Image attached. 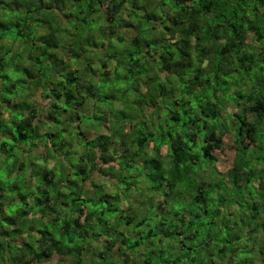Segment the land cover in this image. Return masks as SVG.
<instances>
[{
    "label": "trees",
    "instance_id": "obj_1",
    "mask_svg": "<svg viewBox=\"0 0 264 264\" xmlns=\"http://www.w3.org/2000/svg\"><path fill=\"white\" fill-rule=\"evenodd\" d=\"M53 260L264 264V0H0V264Z\"/></svg>",
    "mask_w": 264,
    "mask_h": 264
},
{
    "label": "rangeland",
    "instance_id": "obj_2",
    "mask_svg": "<svg viewBox=\"0 0 264 264\" xmlns=\"http://www.w3.org/2000/svg\"><path fill=\"white\" fill-rule=\"evenodd\" d=\"M19 42H21V40ZM22 60H23V58L20 59V57L18 59H16L17 64L18 63L20 64L22 62ZM23 75L19 74L17 76V78H19V77H23L24 78L25 77L26 81H28L30 83V86H26V87L22 86V88H20V90H18V91H19V93L21 92V94H29V92L31 90L30 88L35 83V81H31L29 78H27L26 74H23ZM120 86H123V85H120ZM41 103H42L43 106H45L47 104V100L46 101H42L41 100ZM227 109H228V111L230 113H234L236 111V107L233 106V105H228ZM249 117H250V119H252L251 116H249ZM4 118H6V119L9 118V116H8V114L6 112L4 113ZM5 124L8 125V122H6ZM94 125H96V124L94 123ZM107 131H108V127L107 126H103V129H102L101 133H103V132L107 133ZM88 135L90 137H93V136L96 135V133H95V131L92 130V131L88 132ZM77 137L78 136H75V138H77ZM75 138H74V140H75ZM76 141H78V140H76ZM222 143H223V148L222 149H214L212 151V154H214L216 156V158H217V168L221 172L225 173L229 169L233 168V166L235 165V160L237 158V151H236V145L234 144L232 136L229 133H227V132L224 133ZM165 151H166V149L164 148L162 150V153L165 154ZM261 154H262L261 151H258L256 153L257 156H261ZM254 192H255V194H253L254 196L252 198H254V199L256 197L258 198L259 197V195H258L259 193H257L255 190H254ZM198 255H199V258H201V256H203L201 253H198ZM45 264H58V263H57L56 260H53V261H50V262L45 263Z\"/></svg>",
    "mask_w": 264,
    "mask_h": 264
}]
</instances>
